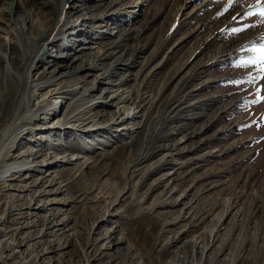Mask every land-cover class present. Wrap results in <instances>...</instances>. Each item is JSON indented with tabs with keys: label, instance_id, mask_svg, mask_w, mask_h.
I'll return each mask as SVG.
<instances>
[{
	"label": "rangeland",
	"instance_id": "obj_1",
	"mask_svg": "<svg viewBox=\"0 0 264 264\" xmlns=\"http://www.w3.org/2000/svg\"><path fill=\"white\" fill-rule=\"evenodd\" d=\"M14 3L0 0V41L14 49L18 62L22 44H9L10 32L19 25L16 15H30L36 24L54 17L57 24L66 14L65 29L74 25L85 30V35L93 32L85 45L82 32L71 36V43L55 40L48 46L51 38H46L44 58L50 64L34 56L25 63L22 77L32 82L41 73L49 77L55 68L49 55L59 57L65 45L76 53L83 46L86 52L100 51L95 61L98 70L88 68L83 59L72 63L71 59L64 63V70L56 69L54 80L71 85L72 91L82 83L94 88L86 102H99L92 111L95 116L101 117L103 111L119 113L122 100L109 98L116 89L133 97L137 92L144 95V101L136 100L132 107L137 117L109 131L42 135L35 160L52 153L53 147L65 158H79L52 170L58 173L53 188L59 192L38 198L34 205L51 209L38 211L39 216L56 217L49 226L67 221L64 229L61 225L51 228L58 240L73 231L77 245L83 247L91 240L95 251L109 247L116 261L107 256L101 264H117L127 256L137 259L126 264H151L161 249L159 260L172 264L183 260L197 264L204 249L202 264H264V70L260 63L242 64L258 57L264 45V17L260 15L264 0H233L231 4L229 0H20L13 6L16 15L10 16L4 8ZM9 53L0 50V78L2 67L15 68L8 64ZM12 76L18 78L16 72ZM0 88L5 93L6 83H0ZM46 91H40L34 106L22 113L35 119L31 128L43 126L42 119L47 117L49 122L54 109L58 113L62 106V114L66 108L64 102L56 104L59 95L44 100ZM80 96L74 91L68 102ZM24 97L25 92L20 95ZM144 113L145 121L139 118ZM19 115L16 110L14 118ZM108 120L103 117L100 127ZM162 125L158 134L162 138L148 143L147 158L130 162L129 155L141 154L143 142ZM138 126L139 132H134ZM29 138L19 140L29 147ZM19 149L12 155L24 150ZM21 178L3 186H13L7 191L11 194L25 195L20 200L23 204L35 193L15 187L26 184ZM40 189L50 188L44 183ZM40 228L28 231L36 233ZM51 238L45 234L35 253L40 255V247L45 248ZM168 242H172L169 247ZM195 242L200 250L195 249ZM51 257V262L42 264H60V256ZM71 263H75L72 258L67 264Z\"/></svg>",
	"mask_w": 264,
	"mask_h": 264
},
{
	"label": "bare ground",
	"instance_id": "obj_2",
	"mask_svg": "<svg viewBox=\"0 0 264 264\" xmlns=\"http://www.w3.org/2000/svg\"><path fill=\"white\" fill-rule=\"evenodd\" d=\"M19 1L20 0H16V3L10 4L8 8H4V11L10 16L12 14L16 15L13 13V6L15 5V7H17V5H19ZM22 1H24V3L27 2V0ZM125 4L126 3H124V5ZM135 8H137V6ZM16 17L19 25L16 26V29L13 32H10V37L12 39H9V44L15 45L17 44V41L21 42L20 62L14 59L16 57L13 54L14 49L8 46L7 42L5 43L0 41V50H4L6 53L7 51H10L8 55V64L12 67L14 65L15 67L14 69L9 66L7 68L2 67V78H0V83L4 84L5 82L7 86V91H5V93L3 89L0 88V201L3 200L0 205H4L3 212L0 215V262L3 264H42L44 260H49L51 262L53 258L51 257L52 254H56L61 257L62 260L59 261L60 264H67L71 258L75 260V263L71 264H101L102 260L107 256L115 262L116 258L112 257V254L108 252L110 251L109 247H101L98 251H95L94 248L96 245L95 243H92L91 240H88L87 245H84L83 247L77 245V241L75 240L76 233L73 234V231L72 233H68L64 236V238L58 240L55 232L56 230L51 231V228L53 229L54 227L61 225V229H64L68 227L67 221L62 219L55 221L51 224V226H49L52 220L56 217L54 215L53 218L51 215L39 216L40 214L38 211H48L51 209L43 207V205H37L34 207V205H36V203L40 200L38 198L41 197L43 200V198H47L49 195L59 192L58 188H53L58 184V173L57 171L52 170L57 168L59 164H71L73 161L76 162L79 158H65L64 156H61L59 149H55L54 147L52 148L54 149L52 153L46 152L42 154L44 158L41 160H35V156L39 153L37 147L41 144V140L44 138L43 136L48 133L55 134L61 132L64 133V135H67L72 132H81L83 135H89L94 132L101 133L109 131L119 125H122L126 121L134 120L137 117V113L132 110V107L133 105L135 106L136 100L143 102L144 95L141 92H137L135 99V97H133L132 94H129V92L127 94L126 92H121L116 89L112 92L109 98H120V100H122L121 104H123V106L119 109V113L118 111L109 113L103 111L104 113L101 117H99V115L95 116L92 113L93 109L97 107L99 102H86L88 92L93 91L94 88L88 89L83 83L81 84V82H78V85L81 84V86H77V89L74 91H78V94H81V96L73 103H69V99L67 97L69 94L74 92L71 89V85L58 84L56 80H54V75L57 73V68H60L59 70H64L67 67L64 63L71 59V63L78 60L82 61L81 59H83V61L87 63L88 68H92L95 71L98 70L99 66L95 61L99 60L100 51L98 50V54L96 52H86L84 51L83 46L80 48L81 51L76 53V50L71 52V50L68 49L69 45H65L63 52L59 54V57H52L49 55L50 58H52V66H55V68L49 72V77H45L46 74L41 73L37 82L30 81L28 77H22L21 72L24 69L25 63H27V61L34 56L38 57L40 62L47 63L48 65L50 64V61L46 62V59L44 58L45 55L47 56L48 54L46 53L47 47L43 44V41H45L46 38H51V42L48 46L52 45L55 40V42L63 40L71 43L70 37L75 35L76 32H82L84 39L82 41L81 39L77 40H79V42L81 41L82 45H85L86 41L90 39L93 32H87L85 35V30L77 28L76 30L74 28L77 26L74 27V25L68 26L65 29L64 26L67 24V19H69V16L66 14L59 18L57 24H54V17L46 20L43 24H36L33 21L31 22L30 15L27 14L16 15ZM11 41L15 43H11ZM72 55L76 56L72 58ZM57 59L61 61L60 65L57 64ZM15 72L18 75L17 79L12 76ZM61 75L66 77L64 72L61 73ZM107 75L111 76V73H108ZM53 87L55 89L50 90V88ZM46 89V99L44 100H48L51 97L59 95L58 99H56V104L64 102L63 104L66 105V108L62 111V114V106L58 113H56L54 109V113H52L54 118L52 117L49 122L47 121L49 117L42 119V121L44 120L43 126H35V128H31V126L34 125L33 123L35 119H28L22 113H24L27 108L33 107V103L35 102L38 93ZM24 92L25 97L21 99L22 97L20 98V95ZM62 98L66 100L63 101ZM17 105H19V109H17ZM16 110H18L20 115L17 118H14ZM120 114H122V118H119ZM105 116L109 117V120L107 121L108 124L100 127V123L103 121V117ZM139 118H142L145 121L147 118L146 113L142 114ZM167 120L168 118H166V121ZM141 128L143 131V126H141ZM133 129L132 130L134 132H139L138 130H140V127H133ZM157 129L158 130L156 132L154 131L155 133L153 132L154 134L151 138L145 141V144L143 142L141 154L140 152H135L136 154L132 153L129 155L128 158L130 159V162L134 159H138V157L141 158L142 156H144L142 160L147 158L146 154L149 155L148 143H150L151 140L158 141V139L161 140L162 138L161 136L159 137L158 134L161 130H163V125L159 128L157 127ZM124 130V128L121 129L118 136H120L122 134L121 132ZM141 133L142 132L140 131V134ZM26 136L32 137V139H28L30 144L29 147L24 146L19 140ZM18 149L19 151L21 149L24 150L18 154L12 155L13 151ZM28 157H34V161H30ZM33 171L37 172L38 175H34ZM44 173H46V177L43 176ZM21 176L23 178V182L26 184L15 187L21 189V192H29L30 194L35 193L34 196L36 197L28 195L23 204H20V200L24 199L25 195L21 196V194H11L7 191L12 189L13 186L9 185L7 189L3 186L6 181H17ZM22 178L20 180H22ZM44 183L47 184L48 188H50L49 190L40 189ZM54 203L55 201H52L50 204ZM13 215L17 217L9 222L8 218ZM32 217H34L35 220L26 222V220L31 219ZM39 226L41 228L37 230L36 233L35 231L34 233L28 231L30 228ZM45 234L53 238L46 241L47 243L45 248L40 247V250H43L39 255L38 253H35V251L39 248V245L37 244L40 243V239H42ZM21 235L22 237H20ZM55 240L58 241L56 242ZM23 242L24 245H22ZM171 244L172 242H168L166 245L169 247ZM26 245L28 246V251L22 250V246ZM73 245H77L76 249H74ZM194 247L198 250L201 249L196 242ZM163 251L164 250L161 249L155 252L156 259L151 264H172V261L170 260L167 262L159 260ZM205 251L206 249L200 253L199 262L197 264H202V260L205 257ZM58 252H60V254ZM197 255L198 254H195V256ZM195 256H188V259L190 260V258H194ZM136 259L137 258L132 259L127 256L125 258L126 261H119L117 264H126V262L131 263L133 260L136 262ZM182 264H188V261L183 260Z\"/></svg>",
	"mask_w": 264,
	"mask_h": 264
},
{
	"label": "snow or ice",
	"instance_id": "obj_3",
	"mask_svg": "<svg viewBox=\"0 0 264 264\" xmlns=\"http://www.w3.org/2000/svg\"><path fill=\"white\" fill-rule=\"evenodd\" d=\"M233 0H229V3L231 4ZM260 15L264 17V8L260 9ZM243 29H234L233 31H242ZM258 52L260 53L258 57H250L249 59L242 61V64H257L260 63L262 66V70H264V45H262ZM234 83H240V81H235ZM261 99H264V97H261Z\"/></svg>",
	"mask_w": 264,
	"mask_h": 264
}]
</instances>
